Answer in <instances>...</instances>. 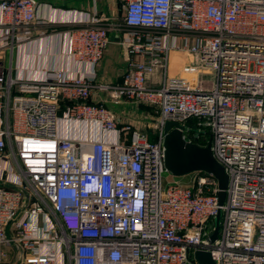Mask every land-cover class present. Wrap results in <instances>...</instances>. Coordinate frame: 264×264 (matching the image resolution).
Masks as SVG:
<instances>
[{"label": "built area", "instance_id": "obj_1", "mask_svg": "<svg viewBox=\"0 0 264 264\" xmlns=\"http://www.w3.org/2000/svg\"><path fill=\"white\" fill-rule=\"evenodd\" d=\"M120 2L121 19L102 24L83 13L70 20L82 26L65 33L67 55L92 69L108 32L118 33L121 82L94 84L93 71L0 74V254L12 244L21 264H198L194 253L205 251L214 264H264V0ZM37 7L0 1V49L31 38L43 22ZM173 51L195 58L183 67L191 79L169 73ZM157 63L160 82L151 85ZM94 88L155 107L156 138L133 130L122 142L114 114L91 101ZM62 119L115 139L61 137ZM166 120L183 125L189 142L209 135L227 175L222 204L210 174L164 184Z\"/></svg>", "mask_w": 264, "mask_h": 264}, {"label": "crops", "instance_id": "obj_2", "mask_svg": "<svg viewBox=\"0 0 264 264\" xmlns=\"http://www.w3.org/2000/svg\"><path fill=\"white\" fill-rule=\"evenodd\" d=\"M1 1V0H0ZM38 7L36 16L43 22L31 26L32 36L12 50L0 49V74L10 71L12 76L43 77L53 69H61L69 75L94 72V84L119 83L126 70V53L118 41V33L109 31V44L100 61L93 67L72 60L66 53V30L82 26L73 22L83 13L92 14L96 19L115 21L122 16L120 0H36ZM120 13V14H119ZM186 51H173L169 56V73L178 75L180 69L189 61L190 54ZM192 64L196 63L193 57ZM161 69L156 64L154 74L148 77V83L158 85ZM206 85L212 76L203 75ZM14 93V90L12 91ZM91 101L104 105L115 116L118 134L122 142H128L131 131L144 132L150 138H156L155 124L159 113L155 107L135 100H113L108 93L97 88L92 90ZM129 127V129L126 128ZM57 133L61 137L114 141V131L100 132L98 126L91 122H72L60 120ZM1 183V181H0ZM36 221L33 222V225ZM42 220L36 225H42ZM0 264H21L19 252L15 245H2Z\"/></svg>", "mask_w": 264, "mask_h": 264}, {"label": "water", "instance_id": "obj_3", "mask_svg": "<svg viewBox=\"0 0 264 264\" xmlns=\"http://www.w3.org/2000/svg\"><path fill=\"white\" fill-rule=\"evenodd\" d=\"M184 126L175 121L166 120L163 124L164 166L174 177L184 176L194 172L212 175L218 184V202L225 199L227 175L218 163L210 148V137L205 146L189 142L182 137ZM26 195V193H25ZM219 218L218 214L215 218ZM218 226L211 239L216 238ZM194 259L198 264H214L209 252L196 251Z\"/></svg>", "mask_w": 264, "mask_h": 264}, {"label": "rangeland", "instance_id": "obj_4", "mask_svg": "<svg viewBox=\"0 0 264 264\" xmlns=\"http://www.w3.org/2000/svg\"><path fill=\"white\" fill-rule=\"evenodd\" d=\"M120 14V13H119ZM118 19H121V15H119V18ZM189 55V54H188ZM193 56L190 55L189 57V61L186 65H184L183 67H190L192 65V62H193ZM183 67L180 69V71L178 72L179 76H183L187 79H191V77H193L194 75L193 74H189V73H186L184 70H183ZM206 135H202L201 137L204 138L206 140V142H208V137L206 138L205 137ZM153 138V135L150 136L149 139ZM200 138V137H199ZM162 177H163V182L165 185H167L168 183H171V182H174V181H178L180 183H188L192 180V178L194 177V174L190 173V174H187V175H184V176H180V177H174L173 175H171V173H169L167 170L164 171L162 173ZM215 224L216 226H218L219 228V224H220V217L218 218H215ZM192 259L196 262V260L192 257Z\"/></svg>", "mask_w": 264, "mask_h": 264}, {"label": "trees", "instance_id": "obj_5", "mask_svg": "<svg viewBox=\"0 0 264 264\" xmlns=\"http://www.w3.org/2000/svg\"><path fill=\"white\" fill-rule=\"evenodd\" d=\"M189 123H192V121L190 120L189 121ZM207 137L209 136L207 133L205 134ZM205 136V137H206ZM206 137V138H207ZM195 141H196V143L198 144V145H200V146H205L206 144H207V142H206V140L204 139V138H202L201 136H200V138H197V139H195ZM201 174H204V173H202V172H200Z\"/></svg>", "mask_w": 264, "mask_h": 264}]
</instances>
